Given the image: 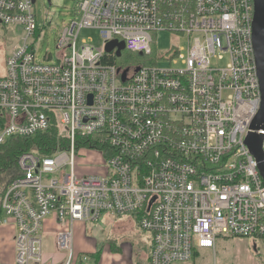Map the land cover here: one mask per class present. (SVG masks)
<instances>
[{
    "label": "built area",
    "instance_id": "obj_1",
    "mask_svg": "<svg viewBox=\"0 0 264 264\" xmlns=\"http://www.w3.org/2000/svg\"><path fill=\"white\" fill-rule=\"evenodd\" d=\"M35 3L0 0V24L24 32L0 75V144L55 123L68 143L47 156L21 154L2 192L0 224L16 228L14 264H95L74 250L73 226L102 214L132 216L149 232L148 264L190 262L220 237L264 240V178L246 144L261 103L254 0H77L56 61L37 56ZM83 28L99 29L103 46L79 47ZM161 31L187 37V55L176 46L158 54ZM113 39L146 61L110 62ZM216 57L225 66L213 65ZM87 138L101 146L104 169L79 176L77 149L95 148L79 146ZM49 216L62 225L66 256L57 263L43 257Z\"/></svg>",
    "mask_w": 264,
    "mask_h": 264
},
{
    "label": "rangeland",
    "instance_id": "obj_2",
    "mask_svg": "<svg viewBox=\"0 0 264 264\" xmlns=\"http://www.w3.org/2000/svg\"><path fill=\"white\" fill-rule=\"evenodd\" d=\"M77 0H36L35 12L42 33L36 42V53L39 59L51 54L56 61L58 48L57 41L61 31L76 15ZM14 25L4 27L0 24V75L5 74L6 55L13 45L20 42L24 36L22 29ZM155 45L158 54H166L176 46L181 56L188 51V38L176 35L170 31L154 33ZM78 46L83 41L95 47L103 46L100 30L83 28L78 35ZM132 59L131 64L145 62L146 58L140 55ZM181 66V59H175ZM227 58L213 59V65L223 67ZM160 67H169L167 61H161ZM60 130V129H59ZM61 133V132H60ZM104 169L101 150L97 148H78L76 157V173L79 176L100 173ZM132 216H114L102 214L98 221L75 225L73 247L75 251H100L98 264H137L146 253L151 252L149 232L141 230L137 223L131 222ZM222 247L226 251H219V260L223 264H264V240L258 238L221 237ZM227 239V240H226ZM51 242H46V251H51ZM93 255V254H90ZM223 257V259H222ZM207 264H214L213 256ZM96 262V261H94ZM57 263V262H53ZM192 264V263H187Z\"/></svg>",
    "mask_w": 264,
    "mask_h": 264
},
{
    "label": "trees",
    "instance_id": "obj_3",
    "mask_svg": "<svg viewBox=\"0 0 264 264\" xmlns=\"http://www.w3.org/2000/svg\"><path fill=\"white\" fill-rule=\"evenodd\" d=\"M40 31L41 28L38 32ZM136 56V54L124 51L121 57L116 58L112 56L107 58V60L116 63L119 66L127 67L130 65L132 59L137 58ZM91 139L92 138H87L84 141L79 140V146L81 144V146L88 145L90 147H95V143L90 142ZM67 143L68 138L59 135V127L58 124L55 123L46 132L37 133L30 137H13L5 143L0 144V187L2 189L0 190V196L9 182L18 174V158L21 154L26 152H36L40 155L47 156L52 154L58 145L64 146ZM97 147L101 149V146L96 145L95 148ZM106 151L111 153L108 149H106ZM107 156H109V154L105 155V157ZM99 252L100 251H97L91 255L93 261H96L95 264H98Z\"/></svg>",
    "mask_w": 264,
    "mask_h": 264
},
{
    "label": "crops",
    "instance_id": "obj_4",
    "mask_svg": "<svg viewBox=\"0 0 264 264\" xmlns=\"http://www.w3.org/2000/svg\"><path fill=\"white\" fill-rule=\"evenodd\" d=\"M0 190L1 187H0ZM1 197V196H0ZM2 210L0 207V217L2 216ZM83 225L84 222L76 221L74 223L73 229L75 225ZM62 228V225L55 218V216H49L45 219L44 228H43V257L45 262H58L62 261L65 258V252L59 249L57 245V234L58 231ZM15 233L16 228L14 224H0V264H14L16 259V247H15ZM222 239L221 237L217 239L215 249H200L197 250L194 254L193 259L189 262L192 264H207L208 259L211 261V257L213 256L214 264H223L221 260H219V251H226L222 244L220 243ZM227 240V239H226ZM51 242V251H46V242ZM78 254L88 253V250L76 251ZM89 252L95 253L92 250ZM148 256L146 253L145 258H141L137 264H148ZM223 259V257H222ZM188 263V262H187ZM187 263H178V264H187Z\"/></svg>",
    "mask_w": 264,
    "mask_h": 264
},
{
    "label": "water",
    "instance_id": "obj_5",
    "mask_svg": "<svg viewBox=\"0 0 264 264\" xmlns=\"http://www.w3.org/2000/svg\"><path fill=\"white\" fill-rule=\"evenodd\" d=\"M48 1L50 2V0ZM254 5L253 46L260 83L261 103L259 111L251 122L246 144L258 161L260 173L264 178V135L257 132L260 128H264V0H254ZM115 48L116 56L121 57L122 51L125 49L124 41L113 39L105 47L107 52H112ZM135 71H138V68ZM127 73L128 69H125L122 75L123 80L126 79Z\"/></svg>",
    "mask_w": 264,
    "mask_h": 264
}]
</instances>
